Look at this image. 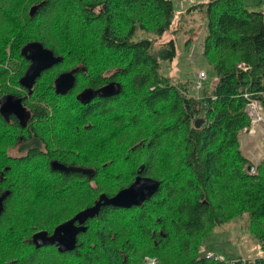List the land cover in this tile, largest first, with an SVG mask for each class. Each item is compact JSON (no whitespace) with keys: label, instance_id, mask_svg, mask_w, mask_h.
Here are the masks:
<instances>
[{"label":"trees","instance_id":"obj_1","mask_svg":"<svg viewBox=\"0 0 264 264\" xmlns=\"http://www.w3.org/2000/svg\"><path fill=\"white\" fill-rule=\"evenodd\" d=\"M192 11L203 15L202 55L216 73L200 98L161 72L177 55L173 38L161 42L172 32V0H0V58L22 61L12 77L0 63V95L21 97L27 109L24 122L0 114V264H144L146 256L160 264H227L199 256L202 240L243 213L264 249V160L249 172L239 142L249 124L245 93L264 109V10H250L245 0H211ZM194 30L184 31L186 46ZM31 42L61 60L30 93L10 90L8 79L20 86ZM73 68L74 87L55 93L57 75ZM111 81L121 85L118 94L76 99ZM15 144L21 155H8ZM51 160L94 174L52 170ZM140 166L141 175L159 181L141 205L102 206L70 251L36 243V235H50L100 196L127 187ZM234 264H264V256Z\"/></svg>","mask_w":264,"mask_h":264},{"label":"rangeland","instance_id":"obj_2","mask_svg":"<svg viewBox=\"0 0 264 264\" xmlns=\"http://www.w3.org/2000/svg\"><path fill=\"white\" fill-rule=\"evenodd\" d=\"M197 1L199 0H173L174 19L171 25L172 32H166L162 36L161 41L164 42L173 38L177 47V55L171 61L162 62L161 72L169 77L171 82L175 84L181 82L187 83L188 90L192 96L196 94V91L192 87L196 81L198 71L203 70L206 72V79L203 82L202 89L210 90L216 82V73L213 66L209 64L202 55L201 39L204 32L205 22L203 15L199 11L187 12V9ZM201 1L208 2L209 0ZM261 5L260 9L262 8L263 10L264 2L261 3ZM255 6L257 5H252V7ZM16 19L18 20L19 18L15 17V22L10 26V29L12 30H16ZM2 24L6 28L7 18H5ZM189 28H194L195 30L190 45L186 46L187 39L191 37L187 36L184 31ZM175 30L176 33H174ZM5 36L7 37L6 34ZM8 59L9 61L4 64V61L0 58V63L8 68V74L12 77L16 75V67L21 65L22 61L17 55ZM50 79L51 75L46 78L45 85L48 84ZM6 83L10 90L24 93V88L21 85L18 86L15 83L11 84L9 79ZM1 92L2 88L0 85V94ZM199 95H201V90L199 91ZM28 103H30L29 100ZM64 106H66L67 109L70 107V105ZM72 109L74 108L71 107L69 110L73 111ZM50 111L52 112L53 110ZM75 113L76 112L73 111V114ZM239 142L241 152L251 164L250 166H254L249 172L256 173L255 167L264 160V133L258 131L254 137L240 135ZM20 150V145L15 144L7 147L6 153L11 156H20L22 153ZM137 153L138 152L135 151V159L140 158L141 156ZM126 224H129V221H126ZM261 245L260 240H258L249 230L248 215L243 213L240 216L226 221L222 225L214 227L212 231L203 238L199 250V256H205L204 253L206 250H213L215 251L214 254H218V256L222 255L226 262H231L232 260L237 259L251 262L254 261L261 252L264 256V249Z\"/></svg>","mask_w":264,"mask_h":264},{"label":"water","instance_id":"obj_3","mask_svg":"<svg viewBox=\"0 0 264 264\" xmlns=\"http://www.w3.org/2000/svg\"><path fill=\"white\" fill-rule=\"evenodd\" d=\"M23 54L29 60V65L24 75L20 78L19 84L30 93L36 79L41 73L59 63L61 58L55 56L50 49L44 47L40 42L29 43L23 49ZM77 70V68H73L57 75L54 80L55 93L63 95L74 87L76 80L75 73ZM120 90L121 85L111 81L97 89L90 87L84 88L76 95V99L81 103H88L96 95L109 97L118 94ZM0 114L5 118L13 115L19 122H24L27 118V109L21 97L7 93L0 97ZM201 123L202 119L195 120L196 127H200ZM50 167L52 170L61 172H81L89 178L94 174L92 168L66 165L57 160H51ZM253 168L254 166H250L248 170ZM142 169L143 166L138 167L134 180L113 196H100L94 205L81 210L71 219L55 227L50 235L45 233L36 235V243L38 245H56L61 252L70 251L76 245L77 235L86 229L85 222L89 218L97 215L102 206L111 205L118 208H130L141 205L155 193L159 186L158 180L141 175Z\"/></svg>","mask_w":264,"mask_h":264},{"label":"built area","instance_id":"obj_4","mask_svg":"<svg viewBox=\"0 0 264 264\" xmlns=\"http://www.w3.org/2000/svg\"><path fill=\"white\" fill-rule=\"evenodd\" d=\"M237 66L242 68L244 64L238 63ZM205 79H206V72L203 70L198 71L196 76V81L192 87L196 91V94L194 95L196 98H200L201 96L199 95V91L200 90L202 91V85ZM245 97L247 98L245 110L249 117V124L241 129L240 135H246L247 137H254L258 131H262L264 133V109L260 100L258 98L253 97L252 94L245 93ZM205 257L213 258L219 261H225L222 256H218L211 252L206 253ZM236 261L237 260H232L231 262H227V264H234ZM144 264H160V263L155 257L146 256L144 260Z\"/></svg>","mask_w":264,"mask_h":264},{"label":"crops","instance_id":"obj_5","mask_svg":"<svg viewBox=\"0 0 264 264\" xmlns=\"http://www.w3.org/2000/svg\"><path fill=\"white\" fill-rule=\"evenodd\" d=\"M173 1V0H172ZM209 1H211V0H209ZM246 2V5L248 6V8L250 9V10H255V11H260V10H262V8L260 9V5H261V3H263L264 2V0H245ZM199 3H205L204 1H201V0H199V1H197V2H195V4H199ZM195 4H192V5H195ZM191 5V6H192ZM252 5H257V6H255V7H252ZM262 6V5H261ZM193 12V11H192ZM208 252H211V253H215V251H213V250H206L205 251V255H206V253H208ZM263 253L261 252V254H258V256L257 257H260V256H263L262 255ZM218 255V254H217ZM220 256H222V255H220ZM223 257V256H222ZM224 258V257H223Z\"/></svg>","mask_w":264,"mask_h":264},{"label":"flooded vegetation","instance_id":"obj_6","mask_svg":"<svg viewBox=\"0 0 264 264\" xmlns=\"http://www.w3.org/2000/svg\"><path fill=\"white\" fill-rule=\"evenodd\" d=\"M25 89V88H24Z\"/></svg>","mask_w":264,"mask_h":264}]
</instances>
